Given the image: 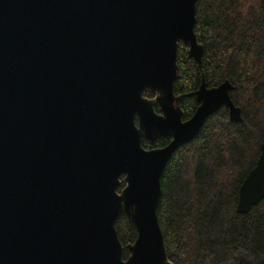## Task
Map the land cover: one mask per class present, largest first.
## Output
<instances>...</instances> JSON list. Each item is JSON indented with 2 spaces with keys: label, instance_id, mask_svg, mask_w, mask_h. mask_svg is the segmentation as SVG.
Instances as JSON below:
<instances>
[{
  "label": "water",
  "instance_id": "obj_1",
  "mask_svg": "<svg viewBox=\"0 0 264 264\" xmlns=\"http://www.w3.org/2000/svg\"><path fill=\"white\" fill-rule=\"evenodd\" d=\"M195 3L0 0V264H172L156 214L163 168L221 106L242 120L229 80L209 87L203 73L184 119L176 50L201 67ZM262 198L264 143L237 211ZM120 213L137 232L126 258Z\"/></svg>",
  "mask_w": 264,
  "mask_h": 264
},
{
  "label": "trees",
  "instance_id": "obj_2",
  "mask_svg": "<svg viewBox=\"0 0 264 264\" xmlns=\"http://www.w3.org/2000/svg\"><path fill=\"white\" fill-rule=\"evenodd\" d=\"M194 32L203 45L201 67L182 41L176 50L173 90L184 119L198 106L194 92L203 73L209 87L229 80L242 120L231 121L221 106L165 164L156 214L167 256L172 264H264V198L245 213L236 208L264 143V0H196ZM168 142L159 137L141 144ZM123 186L121 177L118 190ZM115 229L126 258L136 228L120 213Z\"/></svg>",
  "mask_w": 264,
  "mask_h": 264
},
{
  "label": "flooded vegetation",
  "instance_id": "obj_3",
  "mask_svg": "<svg viewBox=\"0 0 264 264\" xmlns=\"http://www.w3.org/2000/svg\"><path fill=\"white\" fill-rule=\"evenodd\" d=\"M150 92V91H149ZM146 93V92H145ZM151 93V92H150ZM151 96H147V97H149V98H152L153 97V94L151 93L150 94ZM146 96V95H145ZM154 108H155V110L157 111V112H160V110H159V108L155 105L154 106ZM143 139H145V138H143ZM149 141V140H148Z\"/></svg>",
  "mask_w": 264,
  "mask_h": 264
}]
</instances>
